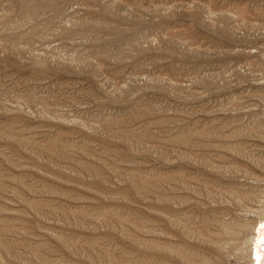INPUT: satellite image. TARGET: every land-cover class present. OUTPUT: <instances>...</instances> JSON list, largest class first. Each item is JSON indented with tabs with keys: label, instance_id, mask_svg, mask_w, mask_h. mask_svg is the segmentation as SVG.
Here are the masks:
<instances>
[{
	"label": "rangeland",
	"instance_id": "1",
	"mask_svg": "<svg viewBox=\"0 0 264 264\" xmlns=\"http://www.w3.org/2000/svg\"><path fill=\"white\" fill-rule=\"evenodd\" d=\"M0 264H264V0H0Z\"/></svg>",
	"mask_w": 264,
	"mask_h": 264
}]
</instances>
